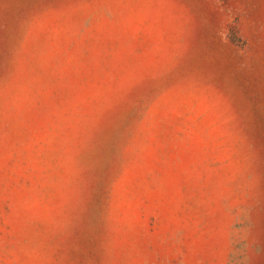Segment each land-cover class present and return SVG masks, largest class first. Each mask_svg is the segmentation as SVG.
I'll return each instance as SVG.
<instances>
[{
    "label": "rangeland",
    "instance_id": "obj_1",
    "mask_svg": "<svg viewBox=\"0 0 264 264\" xmlns=\"http://www.w3.org/2000/svg\"><path fill=\"white\" fill-rule=\"evenodd\" d=\"M0 264H264V0H0Z\"/></svg>",
    "mask_w": 264,
    "mask_h": 264
}]
</instances>
